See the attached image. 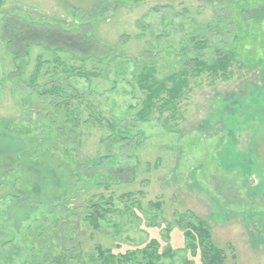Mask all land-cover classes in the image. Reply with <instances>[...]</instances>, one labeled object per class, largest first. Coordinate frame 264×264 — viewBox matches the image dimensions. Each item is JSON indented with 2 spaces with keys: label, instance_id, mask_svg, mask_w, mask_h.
Segmentation results:
<instances>
[{
  "label": "rangeland",
  "instance_id": "obj_1",
  "mask_svg": "<svg viewBox=\"0 0 264 264\" xmlns=\"http://www.w3.org/2000/svg\"><path fill=\"white\" fill-rule=\"evenodd\" d=\"M105 1L3 0L1 11L76 24L75 13ZM119 1L91 21L115 49L107 58L59 52L56 61L52 52L33 47L20 67L0 42V123L11 122L13 131L2 142L11 152L0 156V165L20 157L7 176L0 166V263L47 264L40 260L50 251L51 258L83 264L96 246L125 253L155 240L176 251L162 264H184L193 257L176 217L191 212L226 251L225 264H264V20L252 21L248 11L244 22L234 5L222 10L219 3L228 0ZM220 13L231 17L230 25L217 24ZM201 39L207 46L199 49ZM229 52L235 58L227 78L189 75L175 109H155L150 120L139 121L145 93L137 79L146 67L161 80L193 65L192 58L212 62ZM40 55L45 62L36 74ZM60 101H68L67 110L55 104ZM48 147L51 156L43 155ZM22 153L28 155L22 159ZM96 158L104 160L94 175L71 177L78 159ZM18 190L41 201L19 231L5 217ZM65 190L63 204L51 203ZM100 196L113 205L94 230L85 210ZM13 228L17 243L1 244ZM28 245L37 263L25 260ZM193 260L201 264L199 255Z\"/></svg>",
  "mask_w": 264,
  "mask_h": 264
},
{
  "label": "trees",
  "instance_id": "obj_2",
  "mask_svg": "<svg viewBox=\"0 0 264 264\" xmlns=\"http://www.w3.org/2000/svg\"><path fill=\"white\" fill-rule=\"evenodd\" d=\"M261 3L262 0H228L220 2L219 5L222 10L231 7V5L236 6L242 14V20H244V22L250 21L244 17V14L249 11L252 14L251 20L258 22L264 20V13L262 11L264 5ZM119 4V0H115L114 2L106 0L100 3L98 7H94L91 11L75 13L79 18L76 24H66L59 20H34L11 12L2 14L1 7L3 5V0H0V42L1 45L3 44L5 46L12 56L14 63L18 66L21 65L25 57L30 55V51L33 47H43L52 52L54 56H56V61H60L57 55L59 52L79 55L83 59L98 58L101 60L109 57L115 49L96 35L92 29L91 21L96 17H100L106 8H110V5H113L112 9H115L118 8ZM230 21L231 17L226 18L220 13L217 24L228 26L230 25ZM212 26V24H207V27ZM193 38L194 41L197 40L196 36ZM206 41L207 39L198 41L197 48L206 47ZM233 54V52L224 53L216 57L212 62L204 61L199 59V57L192 58L195 59L193 65L185 64L186 67L181 72L172 74L161 80L155 79V69L153 67H146L148 68L146 69L147 71L142 72L137 79L139 87L145 93V98L142 101V108H140L136 114L139 121L146 122L150 120L155 109L159 110L160 113H164L167 109H175L177 107L176 102L185 94V91L189 89V75L197 77L207 73L215 77L223 76L227 78L226 75L230 72V67L235 58ZM116 56L119 57L120 55L116 53ZM43 62L45 61L42 55H40L38 57L36 74L40 72ZM78 72L84 77L88 76L87 72ZM74 97L83 100V96L78 93L74 95ZM55 104L64 111L67 110L69 106L68 101H60ZM0 126L3 128V132L0 133V156H4L11 151L2 148V142L11 140L13 131L9 129L11 122H1ZM121 132L122 136L120 138H123L124 133L123 131ZM64 135H66V133L62 134V136ZM133 137L134 135L131 133L126 136V138L129 139ZM67 144L71 145L70 142H67ZM30 150H35V147ZM19 152L20 151H18V154H20ZM28 153H22V159L26 157ZM44 153L43 155L45 156H51V148H46ZM79 159L77 160L79 161L77 162V169L71 173V177L77 178V181L85 180V177L94 175L97 167L101 166L104 160V158H96L93 159L91 163L90 160H85L82 163L80 161L81 159ZM3 160H5V162H11L6 163L7 165H11L5 169L3 163H1L3 165H0L3 168V175L7 176L8 172L12 170V166L20 162V157L18 155L16 157L10 156V158H3ZM82 168L86 169V175L83 174ZM66 191L67 190L56 193L50 198L51 203L61 202L63 204L69 197V192ZM9 201L10 204H8L6 208L5 217L7 222H11L13 227L18 229V231L25 222L29 221L28 219H30L33 212H35V209L40 207L41 203V201L33 198L31 194H27V192L23 190H18L13 193ZM87 202L88 209L85 210L86 215L84 221L96 230L99 228V222L105 218L107 213L111 210L113 202L111 199H106L102 196H100V199L97 201L89 199ZM65 207L66 209L69 208L68 202L65 204ZM176 220L177 223L175 226L183 231L184 239L187 241L190 248L189 252L193 259L199 255L201 264H225L227 259L226 251L215 245L212 240V232L205 220L191 212L181 213L180 216L176 217ZM168 225H170V223ZM14 228L11 235L13 237L9 240L1 241V244H7L10 241L11 244L17 243L16 240L18 236H16ZM166 229L168 232H171V228L168 226H166ZM170 234H168V237ZM168 243L165 242V246L161 249L160 242L152 240L144 247L129 249L125 253H114L110 248L104 249L101 246H96L94 252L91 253V256H89L83 264H123L124 262L133 264H162V260L165 259L164 261L166 262L167 259H174L176 254V251L172 249ZM27 248L28 257L25 255V260L27 261L29 259L37 263V261H33L37 255L34 246L28 245ZM51 256L52 254L49 251V253L41 256L40 262L47 264H69L68 258L65 256L56 255L54 258H51ZM193 259H186L184 264H195Z\"/></svg>",
  "mask_w": 264,
  "mask_h": 264
}]
</instances>
